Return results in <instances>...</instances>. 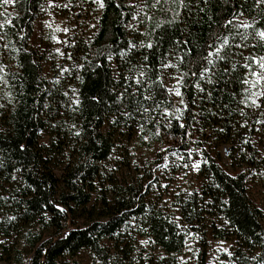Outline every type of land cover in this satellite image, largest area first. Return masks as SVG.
<instances>
[{
    "label": "trees",
    "instance_id": "trees-1",
    "mask_svg": "<svg viewBox=\"0 0 264 264\" xmlns=\"http://www.w3.org/2000/svg\"><path fill=\"white\" fill-rule=\"evenodd\" d=\"M43 1L17 0L14 14L7 6H0V12L7 9L11 14L12 26H6L3 32L9 43L10 60L17 66L13 70L9 63L4 64L9 83L0 84V105H3L0 107V181L15 183L12 177L19 175L21 178L9 198L11 202L0 196V233L9 236L14 231L20 237L19 245L10 251L6 249L9 257L16 264H61L67 255L75 256L87 249L96 261L111 264L114 255L102 241L115 240L116 234L131 218L141 215L146 217L147 235L158 247L167 254L181 252L185 236L170 216L148 211L144 186L140 185H131L125 191L115 189L113 202L108 201L107 195L102 197L104 208L97 214L106 220L93 217L84 227L75 226L76 213L86 210L92 201L102 162L114 149L113 138L103 128L107 119L114 117L118 124L131 122L138 129L143 125L142 132L149 136V143L162 141L185 149L195 121L193 109L198 108L201 121L217 133L218 141L233 144L234 131L243 117L241 110L246 112L240 103L246 86L240 80L248 70L242 65L249 55H264V44L252 35L247 41H241L236 34L252 33V29L230 26V34L222 25L232 19L234 13L242 11L256 22V27L264 26V5L257 6L256 0H209L208 4L190 0L191 10H184L177 23L165 24L163 29H155V24L170 20L172 14L149 11L153 21L143 22L141 40H135L137 47L129 50V42L133 44L134 41L127 25L132 20L133 7H129L127 0H104L105 7L98 14L95 33L80 43L76 79L80 104L77 106L64 95V87L55 89L43 78L30 45ZM117 3L121 7H116ZM3 20L0 16V22ZM145 32L150 35H144ZM217 35L229 37L228 64H236L237 69L225 74L222 71L225 62H217L210 74L214 83L201 81L205 91L212 93L211 97L196 90L195 78L187 79L182 90L191 109L184 127L179 120L172 119L169 126L153 117L155 111L163 110L169 102L173 104L169 96L156 95L160 109L153 104L149 113L137 111L138 107L152 104V101H144L143 96L151 94L145 89L155 90L152 81L161 75V60L166 62L172 53H178L185 58L180 71L186 72ZM149 41L156 46L152 49L140 47L141 42L147 44ZM177 41L188 43L177 44ZM242 43L247 46L236 47ZM122 51L130 59V66L143 65L142 70L148 73L150 79H144L141 86L135 82L131 86L124 82V77L117 78L112 59L107 57L119 59ZM145 56L147 62L143 59ZM8 92L10 98L6 96ZM120 93H124L122 99ZM46 111L51 112L47 114ZM48 115L56 133L52 146L40 142L41 132L49 122ZM77 132L80 134L76 135ZM248 138L242 160L247 166L256 167L257 152ZM62 155L69 158L58 176L53 158ZM204 158L207 163L204 162L200 172L206 179L202 195L193 192L191 198L180 205V212L185 217L195 216L198 202L207 201L218 208L219 217L227 224L225 230L215 229L216 237L236 238V264H264V214L248 196L245 175L227 173L208 153H204ZM154 264L170 263L161 260ZM198 264H208L205 253Z\"/></svg>",
    "mask_w": 264,
    "mask_h": 264
},
{
    "label": "rangeland",
    "instance_id": "rangeland-1",
    "mask_svg": "<svg viewBox=\"0 0 264 264\" xmlns=\"http://www.w3.org/2000/svg\"><path fill=\"white\" fill-rule=\"evenodd\" d=\"M127 2L134 5L133 16L139 14V18H142L143 12L140 11L143 7L142 0H127ZM48 3L49 0L43 1V10L41 6L34 22L30 45L41 67L43 78L55 89L64 87V93H69L67 97L72 102L73 99H79L76 79L78 78L80 43L84 39H90L95 33L101 8L93 0H52L55 7H49ZM65 4L68 5L67 8L63 7ZM7 9L10 13H15L14 6H7ZM139 18L134 21L132 17L127 25L135 45H137L135 40H141L140 36L143 31V23ZM240 19L252 23V20L244 15ZM46 21L51 27L45 25ZM57 27L68 28L70 31L67 33L56 31ZM0 34L5 35L3 29H0ZM53 36H56L60 42L53 40ZM4 43L6 39L0 41V46ZM56 49H60L65 55H60ZM68 54H71V59L67 58ZM179 57L178 53H172L167 61L177 63ZM129 60L126 55L120 56L119 59L113 57L112 66L117 78L124 77V82L132 86L142 68L141 65L130 66ZM0 63H9L13 70L17 69L15 62L10 60L9 49L4 50L0 47ZM61 68H68L69 72L61 74ZM171 74H177L176 70H161L167 86L175 84L174 80L169 79ZM57 79L59 83H56ZM72 89L76 92L73 93ZM169 99L174 105L179 106L178 98L171 96ZM185 103H187L186 100ZM190 109L188 105L182 114H178L181 116L179 120L181 124H185L187 112ZM245 109L246 114L243 115L241 123L234 131V143L230 144L218 141L217 133L205 127L201 121L200 110L194 108L195 121L189 133V144L185 149L162 141L149 143V136L144 135L141 129L133 123L118 124L114 117L107 119L103 130L113 138L114 149L111 156L102 162L100 174L95 181L96 188L92 201L87 205L86 210L80 209L76 213L75 226L84 227L93 217L106 220V217L97 214V211L104 208L102 197L107 195L108 201L113 202L115 189L125 191L131 185H140L144 186V201L148 211L170 216L185 236V246L177 254L165 253L155 242L152 243L153 240L144 231L146 217L144 215L134 216L116 234L115 240L107 238L102 241L114 255L111 264H154L161 260L170 264H198L200 256L204 253L208 264H236L237 260L234 259L237 248L236 238L234 236L219 238L215 235L216 228L227 229L226 222L219 217L218 208L207 201H200L195 206V216L185 217L180 212V205L187 202L195 191L202 195L206 179L200 172L205 162L204 153H208L227 173L233 176L245 175L248 196L264 214V126L256 123L257 120H264V114H262L264 108ZM161 111H155L154 119L157 122L168 124L167 120L159 116ZM170 111H174V108ZM47 120L49 122L41 132L40 142L52 146L56 133L53 131L54 123L49 115ZM256 129H261V131H256ZM247 136L257 152L259 162L256 167H249L242 160L246 151ZM68 158V155L53 158V167L58 176H61ZM193 163L200 164L199 170L191 167ZM185 164L189 167L185 168ZM14 182L0 181V196L5 197L9 202H11L9 198L15 191L14 188L21 182L19 175L16 176ZM94 214L97 215L94 216ZM141 241H149V243L145 245L140 243ZM19 243L20 237L17 232L11 231L9 236H3L0 233V264H16L11 260L8 252ZM224 249H227V252ZM229 252L231 255L228 254ZM61 264L101 263L93 258L89 250L85 249L75 256L67 255Z\"/></svg>",
    "mask_w": 264,
    "mask_h": 264
},
{
    "label": "snow or ice",
    "instance_id": "snow-or-ice-1",
    "mask_svg": "<svg viewBox=\"0 0 264 264\" xmlns=\"http://www.w3.org/2000/svg\"><path fill=\"white\" fill-rule=\"evenodd\" d=\"M94 3L98 4L99 8L103 9L105 7L104 0H93ZM200 2V0H198ZM204 4H208L209 0H202ZM17 3V0H0V6H14ZM143 7L140 8V11L143 12V17L139 18V14L137 16H133V20L140 19V22L143 23L145 21L152 22L153 21V15L149 14V11L151 12H160V13H171L172 18L170 20L166 21H160L155 24V29H163L165 24H174L177 23L179 20V17L181 16V13L184 10H191V3L190 0H142ZM256 5L261 6L264 5V0H256ZM49 7H55L52 3V0H49L48 3ZM134 5H129V7H133ZM166 6V7H165ZM63 7L67 8L68 5L65 4ZM116 7H121L119 3L116 4ZM145 9H148V11H145ZM43 10V6H42ZM200 11H204V9H200ZM11 14L5 9L4 12H0V16L4 17L3 22H0V29H4L6 26H12V20L9 19V16ZM243 16V12L241 11L239 14H233L232 19H228L225 21V23L222 25L223 28L230 30V26H234L237 29L243 28V29H252V33H240L237 32L236 34L239 35L241 41H247L249 39V35H252L253 38H258V41L264 44V26L256 27V22L253 21L252 23H249L245 20H241L240 18ZM235 22V24H234ZM45 25L47 27H51V25L46 21ZM94 27V25H93ZM153 29V30H155ZM56 31H63L67 33L70 31L68 28L60 29L59 27L56 28ZM144 35H150V32H145ZM6 39V36L3 34H0V41H3ZM20 39H23L21 36ZM53 40H56L58 43L60 42L56 36L52 37ZM177 44H184L186 45L188 41H177ZM156 45L149 41L147 44H144L141 42L140 47H144L147 49H152ZM230 46V41L228 36H223L222 38L217 35L215 41L212 44H207L205 46L204 54H201L199 59L193 64V67L189 68L186 72H181L180 68L181 65L184 63V56H181L178 58L177 63L171 62V60L164 62V60H161L160 67L161 70H168V69H174L176 70L177 74H171L169 75V79L174 80L175 84L172 86H167L164 83V75H157L156 79L152 81V85L155 86V90L153 91L150 89H145V91H150L151 94L143 96L144 101H152V104H149L148 106H141L137 108L138 112L143 113H149L153 110L152 105H155L156 109L161 108V103L156 101V95H166V96H174L178 98V105H173L171 102L167 106L163 107V110L159 112V116L162 117L164 120L168 121V125L170 126L171 120H180L181 116L178 114H182L183 110L187 109L188 105L185 103L184 100V93L182 89L186 86V81L189 77L195 78L193 86L196 88V90L199 93H203L207 95L208 97H211V92H206L205 88L202 87L201 81L206 82L207 84H213L214 81L212 79V74L214 72V69L216 67V64L218 61H224V67L222 71L227 74L229 72H235L237 69L236 64H228V57L229 53L226 51V49ZM246 44H239L236 45L237 48H243L246 47ZM2 49L7 50L9 48V43H4L2 46ZM137 45L132 44L129 42V50L135 49ZM255 47V45H253ZM13 51H18L17 49H13ZM56 51L60 55H65L63 52L60 51V49H56ZM191 50L189 49L188 52ZM126 53L121 52L120 56L123 57ZM68 59H71V54H68ZM108 60H111L112 57L109 55L107 57ZM144 61H148V57L145 56ZM245 60L247 61L242 65L244 69H247V75H245L241 80L240 83L242 85H245L247 87L244 88V99L240 101L244 105L245 108H254L257 110H260L264 108V56H256V55H249L248 57H245ZM255 66V67H254ZM6 65L0 63V84L8 85V79L7 72H6ZM59 67V66H58ZM81 67H83L81 65ZM143 65L141 68L143 69ZM69 72L68 68H61V74ZM143 78V79H142ZM144 79H150L148 76V73L145 70H141L137 77H135V84L137 86H141L144 82ZM56 83H59V80L57 79ZM140 89L138 88V91ZM127 92V89H125ZM72 92L75 93L76 90L72 89ZM65 96H68L69 93L65 92ZM233 95H236V93H233ZM6 96L8 98L11 97V93H6ZM120 98L122 99L124 96V93L119 94ZM95 99V97H93ZM72 103L75 105L80 104V100L78 98L73 99ZM138 104H140V101H137ZM195 103V101H193ZM0 107H3V105H0ZM174 111H170V109H173ZM246 113L241 110V115H245ZM264 114V113H262ZM129 115H131L129 113ZM155 122V121H154ZM247 123V122H246ZM257 124H260L264 126V120H257ZM181 127H184L183 124L180 125ZM243 126V125H242ZM75 127V125H73ZM143 125L140 126L141 131H143ZM256 131H261V129H256ZM80 133L77 132L76 135H79ZM159 134V133H157ZM147 139V137H145ZM245 143H248L246 140ZM175 155V153H173ZM189 155H191V152H189ZM183 159V157H181ZM207 163V161H205ZM164 167H167V165H164ZM185 168L189 167V165L185 164ZM192 168L199 170L200 164L199 163H193L191 166ZM12 179H16V177H12ZM164 187H167V185H164ZM61 211H64V209H61ZM10 220H14L15 217H9ZM144 231H147L144 229ZM142 244H148L149 241H141ZM154 243V241H152ZM224 251L227 252V249H224ZM231 255V253H228ZM255 259V257H253Z\"/></svg>",
    "mask_w": 264,
    "mask_h": 264
}]
</instances>
